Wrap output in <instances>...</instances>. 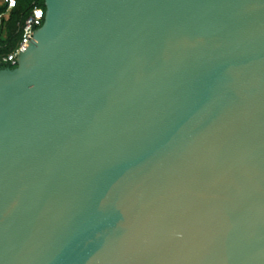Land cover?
I'll use <instances>...</instances> for the list:
<instances>
[{
	"label": "water",
	"instance_id": "obj_1",
	"mask_svg": "<svg viewBox=\"0 0 264 264\" xmlns=\"http://www.w3.org/2000/svg\"><path fill=\"white\" fill-rule=\"evenodd\" d=\"M0 70V264H264V0H44Z\"/></svg>",
	"mask_w": 264,
	"mask_h": 264
},
{
	"label": "trees",
	"instance_id": "obj_2",
	"mask_svg": "<svg viewBox=\"0 0 264 264\" xmlns=\"http://www.w3.org/2000/svg\"><path fill=\"white\" fill-rule=\"evenodd\" d=\"M33 3L34 0H17L16 7L12 8L8 14L0 16V58L15 49L18 45L21 38L20 25L29 16L32 8H34L35 4ZM36 6L46 9L44 0H38ZM6 11V4L0 3V14ZM7 67L10 66L0 62V70Z\"/></svg>",
	"mask_w": 264,
	"mask_h": 264
},
{
	"label": "built area",
	"instance_id": "obj_3",
	"mask_svg": "<svg viewBox=\"0 0 264 264\" xmlns=\"http://www.w3.org/2000/svg\"><path fill=\"white\" fill-rule=\"evenodd\" d=\"M37 2L38 0H34V8H32L29 16L20 25L19 31L21 33V38L18 45L15 49L4 54L0 58V62L8 64L11 68H16L18 66V55L28 48L30 45L29 42L33 39L35 30L41 28L44 23L45 9L41 6H36ZM0 3L6 4L7 6V11L0 14L2 17L3 15L8 14L12 8L16 7L17 0H1Z\"/></svg>",
	"mask_w": 264,
	"mask_h": 264
}]
</instances>
